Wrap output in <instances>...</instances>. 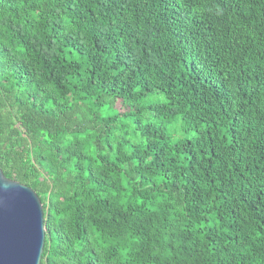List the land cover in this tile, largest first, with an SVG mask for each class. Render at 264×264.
I'll use <instances>...</instances> for the list:
<instances>
[{
    "label": "trees",
    "instance_id": "obj_1",
    "mask_svg": "<svg viewBox=\"0 0 264 264\" xmlns=\"http://www.w3.org/2000/svg\"><path fill=\"white\" fill-rule=\"evenodd\" d=\"M0 169L41 264H264V0H0Z\"/></svg>",
    "mask_w": 264,
    "mask_h": 264
},
{
    "label": "water",
    "instance_id": "obj_2",
    "mask_svg": "<svg viewBox=\"0 0 264 264\" xmlns=\"http://www.w3.org/2000/svg\"><path fill=\"white\" fill-rule=\"evenodd\" d=\"M45 242L43 205L30 187L0 169V264H41Z\"/></svg>",
    "mask_w": 264,
    "mask_h": 264
}]
</instances>
